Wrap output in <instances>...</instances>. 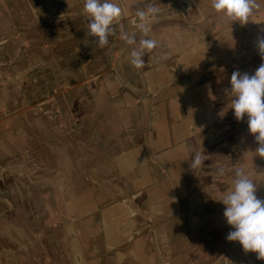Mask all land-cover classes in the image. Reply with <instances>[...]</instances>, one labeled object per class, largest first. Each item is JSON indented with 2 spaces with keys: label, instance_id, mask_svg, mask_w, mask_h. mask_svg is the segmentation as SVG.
<instances>
[{
  "label": "water",
  "instance_id": "95a60500",
  "mask_svg": "<svg viewBox=\"0 0 264 264\" xmlns=\"http://www.w3.org/2000/svg\"><path fill=\"white\" fill-rule=\"evenodd\" d=\"M83 4L0 0V264H227L178 231L121 18L97 47Z\"/></svg>",
  "mask_w": 264,
  "mask_h": 264
},
{
  "label": "rangeland",
  "instance_id": "374dc122",
  "mask_svg": "<svg viewBox=\"0 0 264 264\" xmlns=\"http://www.w3.org/2000/svg\"><path fill=\"white\" fill-rule=\"evenodd\" d=\"M123 1L134 12L150 4L170 2ZM191 1L177 0V11L189 13ZM167 21L170 20L161 23ZM172 22L181 30L186 29L187 24L180 18ZM224 23L214 30L190 23L188 27L197 35L195 41L178 47L177 53L170 51L172 46L157 45L145 52L144 67L139 70L130 64V52L143 38L134 28L128 34H136L137 44L128 45L121 39L122 46L113 50L112 58L123 79L146 98L153 151L175 189L178 231L211 255L219 250L217 259L235 264L226 238L233 229L226 223L221 201L237 169L253 180L258 196L264 188V159L256 155L258 145L248 132L247 117L235 120L231 109L234 98L225 89L230 88L233 71L252 75L262 60L253 41V15L243 25ZM171 105L178 110L174 119ZM197 152L205 156L203 166L191 169ZM220 169L224 170L223 175L218 174ZM255 264L264 262L258 260Z\"/></svg>",
  "mask_w": 264,
  "mask_h": 264
},
{
  "label": "clouds",
  "instance_id": "9594fccd",
  "mask_svg": "<svg viewBox=\"0 0 264 264\" xmlns=\"http://www.w3.org/2000/svg\"><path fill=\"white\" fill-rule=\"evenodd\" d=\"M210 6L224 20L243 25L261 5L258 0H210ZM82 11L88 22L87 34L95 38L91 43L100 48L107 46L109 35H115L113 25L122 16L121 7L113 0H84ZM158 12L159 9L150 4L135 13L136 29L145 37L130 52V64L137 70L144 67L145 52L157 47L155 39L146 37L149 33L148 21ZM120 38L128 45L137 44L136 34L129 35L123 28ZM256 47L262 60L260 66L252 75L233 71L230 88L225 91L234 98L231 109L235 120L239 122L247 117L248 132L255 137L258 145L256 155L264 159V36L257 38ZM204 160L205 156L197 152L192 158L191 169L203 166ZM223 173L224 170L220 169L218 174ZM221 202L225 206L223 216L226 223L233 229L227 234V240L238 242L245 253H255L258 260L264 261V199L257 197L253 180L237 169L231 187Z\"/></svg>",
  "mask_w": 264,
  "mask_h": 264
},
{
  "label": "crops",
  "instance_id": "0c3cea01",
  "mask_svg": "<svg viewBox=\"0 0 264 264\" xmlns=\"http://www.w3.org/2000/svg\"><path fill=\"white\" fill-rule=\"evenodd\" d=\"M117 4L122 9L121 23L120 27L123 30H127L129 33L136 29V16L134 11H129L128 2H126V7L124 6V1L116 0ZM169 3L160 4L156 6L159 9V12L148 21L149 33L146 38L155 39L157 45L161 46H172L170 51L179 52L178 47L192 43L197 39V35L192 31L189 26L190 23H198L203 26V29L211 30L213 28H221V25L225 26L226 20L221 16H218L210 6V0H192L190 3L191 11L189 13L185 10L177 11V0H169ZM174 2V4L172 3ZM260 3V8L254 10L253 13V41H257L259 36H264V0H258ZM184 6H187L186 3H183ZM174 5V6H173ZM155 6V5H154ZM169 10L168 12L166 10ZM194 10V11H193ZM180 18L182 21H185L186 29L181 30L179 26L172 22V19ZM170 20L166 23H161L162 20ZM137 30V29H136ZM214 30V29H213ZM203 31L199 29V34H202ZM140 33V32H139ZM141 34V33H140ZM145 38V37H143ZM121 38L119 37L118 41L114 45L113 50H117L118 47L122 46L119 43ZM124 47V46H123ZM178 110L176 107L170 106V115L174 119L177 117ZM260 199H264V188L263 191H259L257 196ZM221 250V249H220ZM219 250L215 249V253L212 254L214 257H218ZM229 252L233 254L235 264H255L258 259L256 258L255 253H245L242 250V247L238 242L229 241ZM264 262V261H261Z\"/></svg>",
  "mask_w": 264,
  "mask_h": 264
}]
</instances>
